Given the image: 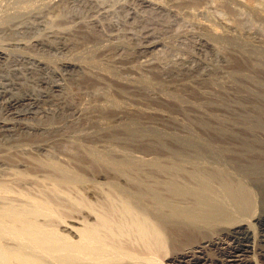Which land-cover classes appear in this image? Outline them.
Masks as SVG:
<instances>
[{
  "label": "bare ground",
  "instance_id": "1",
  "mask_svg": "<svg viewBox=\"0 0 264 264\" xmlns=\"http://www.w3.org/2000/svg\"><path fill=\"white\" fill-rule=\"evenodd\" d=\"M142 1L163 10L166 18L189 20L200 29L196 32L202 42L196 43L190 56L167 68L157 41L148 35L139 43L127 38L117 27L119 13H108L117 0H0V38L13 32L26 48L63 54L59 66L52 68L41 57L6 52L0 43L1 58L26 63L15 65L13 71L10 64L4 66L12 78L8 73L9 77L0 75V105L8 114L0 113V151L4 152L0 154V264H264V98L241 106L232 128L221 123L218 133L209 135L206 128V140L215 139L220 144L216 148L206 145L212 141L200 144L197 138L200 143L191 142L189 149L109 147L106 151L113 157L100 159L87 154L86 144L83 150L76 148L73 161L78 163L73 170L64 168L72 165L70 159L65 163L69 149L54 152L55 160L39 157L40 150H49L47 143L56 146L65 138L59 134L63 128L59 129L69 116H88L82 101L81 107L73 100L83 93L84 75L129 89L138 82L116 76L140 67L156 78H169L168 87L179 90L220 65L219 55L206 49H215V42L221 40L244 39L231 15L235 6L264 20V0ZM93 11L97 17L109 15L106 25L117 32L106 34L101 28L100 35ZM36 19L64 27L51 25L45 35L36 36ZM169 20L166 23L171 25ZM183 28L176 35L187 31ZM69 35L77 41L70 43ZM90 37L104 47L105 56L112 53L106 56V67L71 57L72 52L87 48L84 42L93 40ZM160 42L168 44L164 36ZM111 67L118 74H112ZM160 91L153 94L154 101L176 98ZM106 97L98 100L107 104ZM152 108L140 111L168 116ZM81 137L80 143L85 140ZM189 138L196 137L189 133Z\"/></svg>",
  "mask_w": 264,
  "mask_h": 264
},
{
  "label": "rangeland",
  "instance_id": "2",
  "mask_svg": "<svg viewBox=\"0 0 264 264\" xmlns=\"http://www.w3.org/2000/svg\"><path fill=\"white\" fill-rule=\"evenodd\" d=\"M117 1H118L117 3L118 5L113 6L114 10L113 8H109L108 13H112V11L116 12V14L119 13L120 16L118 15V17L120 18L116 20L117 21L116 23L120 25H117V24L116 25L118 28L121 26L120 32L122 30V33H124V35H126L127 38L129 37L131 38V40L137 41L138 43L140 42L141 38H142V41H144L145 40L144 37L146 35H148L149 40L153 41L154 39V41H157L158 44L156 45V49H161V51H163L164 49L163 52L159 51V53H161L160 56L163 57V61L165 60L164 62L165 63L167 62L166 64L169 63L167 68L174 66V63L176 65V62L180 57L187 58L188 56H190V52L192 53L195 50L196 43H198L199 41L202 42V37L198 35V33L196 32L198 31L197 29L199 28L197 26L195 27V25L192 24V22L190 23L189 20L181 19L179 17L176 18V16H173V17L170 16V18L168 16V18H166V16L164 15V12H162L163 10L157 7L155 8L154 5L147 4L143 2L142 0H117ZM122 3H124L125 6H123L124 4L122 5ZM150 5H152L153 7ZM123 7H125L126 9H124ZM96 14L97 13H94L93 19L97 18L98 21L95 20L97 25H96V28L95 27L94 28L97 30L98 33H100V35L102 34L101 32H103V30L101 31V28H104V31L106 34H109V33L113 34L115 32L114 30H116L117 32V29L111 28L110 26L107 27L106 25L107 23L106 20H108L109 15L105 17V14L103 15L98 14V16L100 17L99 18L97 17ZM231 15L235 23L237 24L238 31L240 32L241 35L243 34L241 37L244 39H241V38H240L241 40L236 39V43H232L235 41L231 42L230 40H223L222 42L221 40L220 42H215V45H216L215 49L213 47L206 49V51L209 50L208 52L210 54L214 53V54L219 55L221 63L218 67L216 68L213 67L210 69L209 71L210 73H208V75L203 77L202 79L203 82H200L202 80L198 82L197 81L190 82V83L187 82L189 85H184V88L179 89V90H174L173 88L168 87L169 78H162V77L156 78L152 76L151 74H149V71H146V70L144 71V69L142 68L140 69V67L138 69V67H136L135 69L136 71L135 70L127 71V72L123 71L122 75L119 74L120 76L119 75L116 76V78L123 77L124 80L131 79L134 81L135 84L138 82L137 86L134 85L135 88L134 87L131 88L128 85L131 88V89L129 88L130 89L129 90L128 87L127 88L118 87L117 85H114V84L107 85L101 82L98 83L99 80L97 81L96 78L94 77L92 78L91 75H90V79H88L89 78L88 74L84 75V78H83L84 83L82 84L83 93H81L77 97L75 94V97L73 100H74V104H77V105L79 104L80 100L82 101L81 105L84 107H82L80 104L79 106H81L83 110L86 109L85 113L88 115L87 116L88 118L90 117V120L87 117L79 118V115H76V116L74 115V117L73 115L69 116L71 118L68 117V119L66 120L67 122L64 121L59 129L60 131L63 128V130H61L59 134L63 133L65 138L60 140L62 142L58 143L57 144L58 146L56 145L57 147L55 146L54 142L50 146H48V143H47L46 144L47 147L45 146L46 149H48V147L53 149L54 147H51V146H55V150L50 151V148L49 150H47L48 152L46 150H40L41 152H38V154L40 153L43 156L44 155L46 156L43 157L42 155L39 154V157L45 158V159L46 158L53 159L54 157H51V156H55V154L58 151H62L63 148H65L66 150L69 149L68 151H70V155H67V157H65L66 159L65 163L68 162V160L70 159L72 161L71 162L72 167L66 164V167L64 168L66 170L67 168L70 170L71 169L73 170L74 169L73 166H76V164L78 163L77 160L75 159L73 161V158L75 157L74 153L77 151V149L79 150V147H81L82 149L81 148L80 149L83 150V147H85L86 144H87L86 146L87 148L90 147V150L87 151V154L88 153H89L88 155L92 154L91 158H100V159L103 157L105 159H108L110 157L112 158L113 155L110 154L111 151L109 152L106 150H111L110 149L111 147H113L112 149H115L117 146L119 147V148L117 147L118 149H121L122 147L127 148V147H135V146L136 147L139 146L140 148H148V147L153 148V146L154 147L159 146V148H171V149L187 148L189 149V144H192L195 142L200 143V140H202V143L200 144H204V143L206 144L208 143V141H212L206 145H209L215 148L218 147L220 144L215 139L209 140L208 138V141L206 140L207 139V136H206L207 129L208 128L210 129V130L208 129V131L210 132H208L207 134L209 135V134H214L215 132L218 133V131L220 130L219 129L220 126L222 127L221 123L226 124L225 126L227 127L231 126L229 128H232L237 121V119L235 120L234 118H238L237 113L239 114V110L241 106L243 105L249 106L248 103H250L252 100L256 98H264V20L262 18L260 19V17L253 14L247 8H244V7L242 8L240 6L239 7L235 6L233 9V13ZM99 20L103 22L101 23ZM168 20H169V23L172 22L171 25L166 23V21L168 22ZM35 22L36 23L38 22L36 25H37V28L39 29L35 33L36 36L45 35V32H47L46 27H51V25L56 26L54 27L55 29H60L61 27H64V25H61V23H58V25L59 24L60 25L57 26L56 25L57 22L51 23V25L49 22H46V24L48 25H45V21L39 20V19L38 20L36 19ZM97 22L99 23V26ZM39 23H41L42 25ZM40 25L41 27H39ZM181 25L185 28H183ZM42 26H44V28ZM146 26L148 29L145 30ZM98 27L100 28V30ZM182 28L184 30L186 29L187 31L185 33L182 32L183 34L176 35L177 34L176 30L179 31ZM190 31L192 32V34ZM10 34L6 36L7 38L4 40L3 38H0V43H3V46L5 45L6 52H10L11 54L20 53L21 51L24 53L26 52L25 53L26 55L28 54L34 55L37 58L41 57V59H44L45 61H47L49 63V66H52V68L59 66L58 63L63 56L61 52L58 53V51H55V50H52V51L46 50L44 53L43 50H40L41 51L40 52L39 49H36L35 47H32L30 49L26 48L25 45H23L22 43L21 44L19 43V40H18L19 36H16L17 35L16 33L12 32V34L11 35ZM162 36H164L165 39L167 40L168 42L167 46L164 45V43L160 42ZM166 36H170V37H166ZM70 37H71L70 43H72L73 40L77 41L74 35H71ZM9 38H13V39H10L9 41L7 40ZM90 38L93 40L90 41V39H88L87 40L88 43L86 42V39H85V42L83 39H81V41H83L84 44L86 43L85 44V46L87 47L86 49H89L87 51L88 54H86L85 52L86 49H84L83 47V49L80 48L79 51L81 52L78 51L79 52L78 54L75 52H72L73 55L71 54V57H73L74 60H77V61L79 60L83 62V64L91 63V65H95V66L96 64L97 66L105 65L104 63L107 62L106 56L108 58V56H111L112 53H110L109 55L106 54L105 56L104 54L105 50L103 49L104 47H100L99 46L100 43L95 42V38L93 37H90ZM1 40L3 42H1ZM15 41L16 43L17 42L18 43L16 44ZM5 42L7 43L5 44ZM94 45H96L97 47ZM7 48L9 49L7 50ZM212 48L214 50H210ZM122 51L124 50L121 49L119 53ZM95 52L99 56L95 55ZM77 55L79 56V59ZM74 56L76 59L74 58ZM9 59H8L9 61L6 60V58L0 59V75L9 77L7 76L9 74L10 75L9 78H12L11 77L12 74L5 68V67H8L7 64H10L11 67L9 66L8 68L13 71V69L18 68L20 65L22 66V64L23 66H26V63L22 59L21 61L14 60L12 59V57ZM12 60H14L13 63L15 64L11 62ZM93 61L95 64L93 63ZM13 65L14 67H12ZM15 65H17L18 67L17 66L15 67ZM111 69L112 70L110 71L112 74H118V72L114 68L111 67ZM23 72L26 73L25 70ZM25 73L24 75L26 76ZM164 80H167V81H164ZM27 88H29L30 90L32 86H29ZM24 89L25 88H22L21 92ZM160 90H164L169 94L171 93L170 95L176 98L173 99L172 101H166V102L158 101V100L154 101L155 99H157L155 97L157 95L156 91L158 92ZM160 92L162 93V91ZM149 94L151 97H148ZM158 94L160 93L158 92ZM107 95L108 97H106ZM152 95L154 97H152ZM101 97L109 98L108 99L109 102H107V104L102 103V101L100 102L98 99ZM150 98H152V100L154 98V100L152 101L150 100ZM151 106L153 107L152 109H154L155 107H156L155 109H158V110L162 109V111H164L168 116L165 118L161 116L159 117L158 115L149 116L143 113L144 110H141L142 112L140 111V109H148V108L151 109ZM4 111H6V109L0 105L1 115L2 114H3L2 116L8 115L7 112H4ZM133 117L136 119H134ZM223 118L224 119L226 118L225 119L226 122L222 121L224 120ZM30 120L31 122H33L31 118ZM30 120H27V121L29 122ZM219 120H221V122ZM131 122L134 123L136 127ZM207 122L209 123V125ZM232 122L234 123V125ZM189 133L191 136L196 137L195 140H192V139L191 141L189 140L190 139ZM76 136H77V140H76ZM85 136H88V137H85ZM80 137L82 141L83 139H85L82 143H80L81 142V140L79 139ZM197 138H199L200 140L199 139L196 140ZM203 141H207V142H203ZM77 142L79 145L82 144L84 146L77 145ZM58 148H61V149L59 150ZM101 148L103 150H101ZM105 151L107 153L109 152V154H107ZM2 153L4 154L3 151H0V154ZM105 154L107 158L105 157ZM61 170L63 169L60 168V171Z\"/></svg>",
  "mask_w": 264,
  "mask_h": 264
}]
</instances>
